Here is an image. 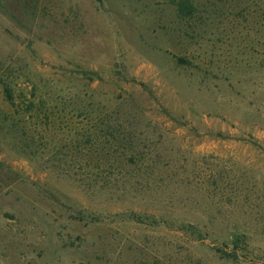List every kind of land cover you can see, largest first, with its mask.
I'll list each match as a JSON object with an SVG mask.
<instances>
[{
  "label": "rangeland",
  "instance_id": "obj_1",
  "mask_svg": "<svg viewBox=\"0 0 264 264\" xmlns=\"http://www.w3.org/2000/svg\"><path fill=\"white\" fill-rule=\"evenodd\" d=\"M0 264H264V0H0Z\"/></svg>",
  "mask_w": 264,
  "mask_h": 264
}]
</instances>
